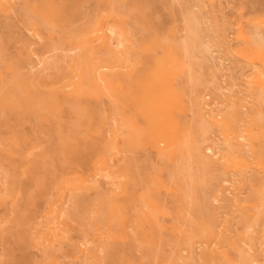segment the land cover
<instances>
[{
    "label": "rangeland",
    "instance_id": "obj_1",
    "mask_svg": "<svg viewBox=\"0 0 264 264\" xmlns=\"http://www.w3.org/2000/svg\"><path fill=\"white\" fill-rule=\"evenodd\" d=\"M148 63L154 94L134 81ZM21 78L89 115L34 112ZM0 89V264H264V0H0ZM154 97L172 120L160 143ZM71 133L102 163L62 154ZM183 133L202 149L193 225L172 183Z\"/></svg>",
    "mask_w": 264,
    "mask_h": 264
},
{
    "label": "bare ground",
    "instance_id": "obj_2",
    "mask_svg": "<svg viewBox=\"0 0 264 264\" xmlns=\"http://www.w3.org/2000/svg\"><path fill=\"white\" fill-rule=\"evenodd\" d=\"M250 26L253 27L252 25H250ZM249 30L252 31V29H249ZM255 34H257V33H255ZM184 36H185V34H184ZM184 38H186V37H184ZM188 48H190V47H188ZM196 50H197V48H196ZM199 54H201V53H199ZM239 54H241V52ZM255 55H256V53H254V56ZM251 56L252 55H250V57ZM50 63H52V61ZM149 64L150 63L146 64L142 71H139V72H137V74H135L134 81L137 83V85L144 87L145 91L148 94H154L157 91V88H153L152 86L157 84V76L153 72V69L151 67L152 65L150 66ZM56 66H58V65H56ZM53 67H55V66L53 65ZM188 69H190V67ZM4 77H7V76H4ZM117 77H119V76H117ZM65 79H67V78L63 77L62 82H63L64 86L68 85V82H67L68 79L64 82ZM249 79H250V77H249ZM146 81H148V84H146ZM190 83H191V81H190ZM113 86L115 88H119V89H126V87L129 89L128 84L124 85L121 82H116V83H114ZM18 87H19V91L22 93V95H24L26 98L29 99L31 109L34 112L36 111L40 115L43 113H51V114L55 115L57 113V111L64 105H67L69 107V109L77 115V117H83L86 114L89 115V113H90L89 107L85 104H82V102H80V100L77 97L70 98V97H59L55 94H48V95L37 94V93L34 94L29 89L28 84L26 83L25 79H23V78L19 79ZM0 92H2L1 89H0ZM4 100H5L4 96L0 95V101L2 102V103H0V105L3 106ZM152 104H153L154 109H153V113L150 114L151 115V126L148 128L149 134H150L153 142H155V143H160L162 141L165 142L168 139V134L163 129V122L165 121L166 124L171 125L172 120L169 119L167 112H165V109L162 108V104L158 103L156 97H154L152 99ZM139 109L142 110L143 112H146L148 110L147 107H145V106L143 107L142 105L139 106ZM5 112L7 113L8 116L11 115V112H9L8 110H5ZM122 121H123V124L126 128H129L130 126H132V121L128 117L122 116ZM93 130L94 129L92 126L88 127V129H87V131L89 133L92 132ZM139 133H140V131L137 132V134H139ZM182 139H183V145H184L185 149L187 150V153H186V157L178 160V162L176 164L175 171L173 172L172 183L175 186V191L180 194L181 199H182V207L180 208V211H179V217L183 218L184 221L188 225H193L195 223H201L200 222V220H201L200 219V213H201L204 201H205L204 197H203V193H202V185L205 183V179H204L203 175H201L200 171L197 169V167L195 165L197 159L202 157V154H201L202 149H201V145L198 143V140L193 138L191 136V134L183 133ZM141 143H142V139L138 135L136 137L133 145H137V144H141ZM56 146L59 148V150L62 154L63 153L64 154H71V155L75 156L79 164L84 163L86 161H89L90 159H94V161L97 164L102 163V161H103V155L97 153V142L92 139L90 134H88L85 138L80 137L78 134H72V133L65 135V136L61 137L59 140H57ZM129 149H130V147H128V150H127L128 152H126V155H125V161L126 162L121 164L119 167H117L113 171L114 178L120 179L122 177L127 176V174H128L127 171L130 170L128 161L131 162V160H132L130 157L131 151H129ZM110 150H111V148H108V151H110ZM231 157L234 161L236 160V159H234L233 155L230 156V158ZM136 179L138 180V175L136 178H133L134 183H136V181H137ZM37 186L40 189L45 188L44 180H39L37 182ZM251 223H253V222L251 221ZM172 246H173L174 251H178L180 248L179 241L178 240L173 241ZM215 251H217V248L215 249ZM241 251H242V249H241Z\"/></svg>",
    "mask_w": 264,
    "mask_h": 264
}]
</instances>
